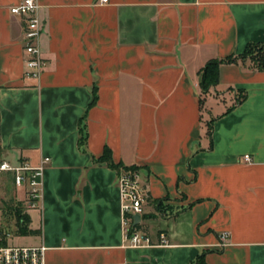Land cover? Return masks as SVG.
<instances>
[{
    "label": "crops",
    "instance_id": "obj_1",
    "mask_svg": "<svg viewBox=\"0 0 264 264\" xmlns=\"http://www.w3.org/2000/svg\"><path fill=\"white\" fill-rule=\"evenodd\" d=\"M20 1L0 0V164L50 158L29 212L45 264H264V71L240 58L264 44V0H38V79ZM230 58L203 94L207 64ZM106 150L150 190L152 245L126 242Z\"/></svg>",
    "mask_w": 264,
    "mask_h": 264
},
{
    "label": "built area",
    "instance_id": "obj_2",
    "mask_svg": "<svg viewBox=\"0 0 264 264\" xmlns=\"http://www.w3.org/2000/svg\"><path fill=\"white\" fill-rule=\"evenodd\" d=\"M100 4L110 3V0H99ZM38 0H21L10 8L13 15L25 18L24 27V52L27 55L25 60V77L38 79L44 68L46 60L42 55L40 38L42 35V22L38 15ZM251 157L244 156V161L250 163ZM50 158H45L38 167L28 163L12 165L9 162L0 164V174L9 173L13 176L15 187L23 192L24 204L29 210L39 208L43 188V172ZM117 189L121 201L124 226L126 228V242L131 247H143L152 245L151 238L139 229L134 217L144 214L145 206L151 201V193L148 186L143 182L139 169L123 168L117 176ZM225 247L227 233L222 234ZM164 235H161V244H166ZM47 248L44 245L36 246H15L0 243V264H45Z\"/></svg>",
    "mask_w": 264,
    "mask_h": 264
},
{
    "label": "trees",
    "instance_id": "obj_3",
    "mask_svg": "<svg viewBox=\"0 0 264 264\" xmlns=\"http://www.w3.org/2000/svg\"><path fill=\"white\" fill-rule=\"evenodd\" d=\"M242 59H249L254 67L257 70L264 71V44H250L246 50V53L242 56H240ZM236 59L230 58L226 61H220V60H213L207 64L205 69L203 70V75L200 83V87L202 90V93H207L212 87H215L219 82V66L223 63L232 64L236 63ZM245 99V95L243 98H239L240 102ZM96 101V98L94 99V104ZM80 147L83 150H86V144H87V132L86 127L84 125V119H82L80 123ZM101 163H106L110 167L114 169H120L122 166L115 165L114 162L111 159V154L109 150L105 151L104 156L98 161ZM133 169H138V167H130ZM162 205V202L160 203V206ZM13 217L16 221V228H17V235L16 236H37L41 232L40 230H34L31 228V217L29 213L25 212L23 203L19 202L17 203L16 207H9L4 212V217ZM1 234V232H0ZM0 243L6 244V241L2 240V237L0 236ZM195 264H206L204 260V255H201L198 260L195 262Z\"/></svg>",
    "mask_w": 264,
    "mask_h": 264
},
{
    "label": "rangeland",
    "instance_id": "obj_4",
    "mask_svg": "<svg viewBox=\"0 0 264 264\" xmlns=\"http://www.w3.org/2000/svg\"><path fill=\"white\" fill-rule=\"evenodd\" d=\"M240 98L243 95L240 94ZM204 117L207 115V108L203 106ZM24 195L20 194L14 186L13 177L9 173L0 174V236L3 241H6L8 245L17 246H32L36 243L37 239L32 236H16L17 228L16 221L13 217H4V212L9 207H16L17 203H23L25 212L29 213V210L24 202Z\"/></svg>",
    "mask_w": 264,
    "mask_h": 264
},
{
    "label": "water",
    "instance_id": "obj_5",
    "mask_svg": "<svg viewBox=\"0 0 264 264\" xmlns=\"http://www.w3.org/2000/svg\"><path fill=\"white\" fill-rule=\"evenodd\" d=\"M135 223L138 224L141 220V217L139 215L134 217Z\"/></svg>",
    "mask_w": 264,
    "mask_h": 264
}]
</instances>
